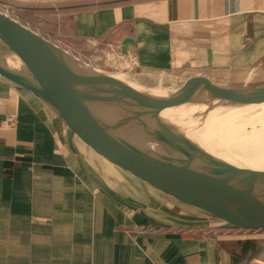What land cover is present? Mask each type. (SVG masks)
I'll list each match as a JSON object with an SVG mask.
<instances>
[{
	"label": "crops",
	"instance_id": "obj_1",
	"mask_svg": "<svg viewBox=\"0 0 264 264\" xmlns=\"http://www.w3.org/2000/svg\"><path fill=\"white\" fill-rule=\"evenodd\" d=\"M0 11L33 15L31 29L98 69L264 84V0H0ZM235 259L264 264V231L215 226L124 177L0 77V264Z\"/></svg>",
	"mask_w": 264,
	"mask_h": 264
},
{
	"label": "water",
	"instance_id": "obj_2",
	"mask_svg": "<svg viewBox=\"0 0 264 264\" xmlns=\"http://www.w3.org/2000/svg\"><path fill=\"white\" fill-rule=\"evenodd\" d=\"M131 45L124 39L120 54L127 56ZM0 77L29 92L124 177L215 226L264 231V167L224 159L192 137L207 111L264 109V84L226 85L194 75L172 93L150 91L93 67L1 11ZM184 105L204 111L188 114Z\"/></svg>",
	"mask_w": 264,
	"mask_h": 264
},
{
	"label": "bare ground",
	"instance_id": "obj_3",
	"mask_svg": "<svg viewBox=\"0 0 264 264\" xmlns=\"http://www.w3.org/2000/svg\"><path fill=\"white\" fill-rule=\"evenodd\" d=\"M120 78L140 88H143L141 83L147 81L123 74ZM178 88H166L157 81L151 84L148 90H166L172 93ZM182 109L188 114L195 112L201 114L204 111L203 107L193 105H184ZM205 115L204 124L192 134V137L205 148L217 151L224 159L252 161L264 167V114H247L243 107L224 106L207 111Z\"/></svg>",
	"mask_w": 264,
	"mask_h": 264
},
{
	"label": "rangeland",
	"instance_id": "obj_4",
	"mask_svg": "<svg viewBox=\"0 0 264 264\" xmlns=\"http://www.w3.org/2000/svg\"><path fill=\"white\" fill-rule=\"evenodd\" d=\"M11 16H12V18L19 20L18 19L19 16L17 13H15V16H13V15H11ZM31 16L28 15L25 17L24 21L22 19L21 20H22V22H24L23 24H28L27 26H30L31 28H33V27L35 28V20L33 18V15H31ZM99 70L114 72V73H117L120 75L123 74L125 76L135 77V78H138L140 80H142V79L147 80V81L141 83L143 85L142 87L145 89H148V87L151 84L156 83L157 81H158V83H161L162 85H164L166 88L176 89V88L180 87L186 81L185 80L186 77H183V76L180 77V76H176V75H174V76L171 75V76H147V77L146 76H143V77L139 76V77H137V75L126 74L125 72L117 71L114 68L109 67V66H107V68H103V69L99 68ZM167 86H170V87H167ZM251 87H255V86H251ZM243 111L247 114H254V115L264 114V109L258 108V107H243Z\"/></svg>",
	"mask_w": 264,
	"mask_h": 264
},
{
	"label": "trees",
	"instance_id": "obj_5",
	"mask_svg": "<svg viewBox=\"0 0 264 264\" xmlns=\"http://www.w3.org/2000/svg\"><path fill=\"white\" fill-rule=\"evenodd\" d=\"M260 232H262V231H260ZM233 264H241V263H239L238 259H235Z\"/></svg>",
	"mask_w": 264,
	"mask_h": 264
},
{
	"label": "built area",
	"instance_id": "obj_6",
	"mask_svg": "<svg viewBox=\"0 0 264 264\" xmlns=\"http://www.w3.org/2000/svg\"><path fill=\"white\" fill-rule=\"evenodd\" d=\"M112 49V47H110ZM114 50V49H113Z\"/></svg>",
	"mask_w": 264,
	"mask_h": 264
}]
</instances>
